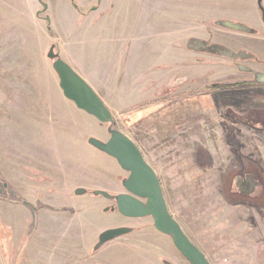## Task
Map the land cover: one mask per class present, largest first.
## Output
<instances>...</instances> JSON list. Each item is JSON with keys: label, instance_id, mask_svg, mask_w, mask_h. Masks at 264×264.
Wrapping results in <instances>:
<instances>
[{"label": "rangeland", "instance_id": "1", "mask_svg": "<svg viewBox=\"0 0 264 264\" xmlns=\"http://www.w3.org/2000/svg\"><path fill=\"white\" fill-rule=\"evenodd\" d=\"M73 1L86 12L98 0ZM137 1L129 21L137 26L129 35L118 32L110 47L96 35L94 21L83 39L73 33L85 29V21L69 0H42L48 10L39 15L52 19L53 35L36 16L41 10L37 0H0V193L5 182L32 204L72 210L64 224L50 220L54 228L43 232L31 225L30 212L0 207V264H145L126 250L111 248L124 245L116 241L97 259L85 258L88 262L63 257L64 248L74 255L79 244L90 252L101 232L114 225L138 224L123 220L121 225L120 216L104 213L115 205L93 195L123 192L117 183L127 177L113 159L87 143L89 138L106 142L110 130L140 149L158 177L169 214L210 264H264V87L229 86L246 76L227 65L223 54L207 53L211 44L253 51L256 42L215 32L222 31L216 22L237 21L227 19L237 13L250 24L263 22V10L258 0ZM261 5L264 9V0ZM135 31L143 34L140 40ZM194 33L199 45L188 41ZM51 46L103 101L111 125L99 124L63 97L47 58ZM255 49L259 58L264 56ZM252 65L264 72V66ZM90 76L104 89L94 88ZM145 80L144 88L133 91L134 82ZM18 144L53 157L49 184L32 182L30 170L19 171ZM36 188L43 194L37 201ZM77 189L86 194L76 196ZM146 238L160 247V255L180 264L171 253V239L157 235L151 220H146Z\"/></svg>", "mask_w": 264, "mask_h": 264}, {"label": "water", "instance_id": "2", "mask_svg": "<svg viewBox=\"0 0 264 264\" xmlns=\"http://www.w3.org/2000/svg\"><path fill=\"white\" fill-rule=\"evenodd\" d=\"M220 25L238 32H251L250 29L242 25L231 24L230 26L229 23ZM53 49V46L49 49L47 58L53 61L52 70L58 79V87L63 97L71 102L77 110L93 118L99 124L111 125L112 115L103 101L58 55L54 54ZM207 49L211 53L223 54L224 48L220 45H211ZM220 86L214 85L213 88ZM87 143L93 149L113 159L119 168L128 174L122 181V187L126 194L114 198L106 192L94 191V196L113 200L115 203L113 210L124 217H150L154 229L169 236L176 250L190 264H210L204 254L187 239L178 223L169 214L158 177L145 162L140 149L133 141L117 130H110L106 142L89 138ZM85 194L86 191L83 189L75 191L76 196ZM128 232L129 230L126 228L105 230L99 235L96 248L124 236Z\"/></svg>", "mask_w": 264, "mask_h": 264}, {"label": "flooded vegetation", "instance_id": "3", "mask_svg": "<svg viewBox=\"0 0 264 264\" xmlns=\"http://www.w3.org/2000/svg\"><path fill=\"white\" fill-rule=\"evenodd\" d=\"M37 1H38L39 5L41 6V10L36 12L37 13L36 16L45 22V24L47 25L48 34L53 35L51 33V31H52L51 30L52 19H50L46 16L41 18L39 15L40 13H45L48 10V6L46 4H44L42 2V0H37ZM102 1L103 0H98L96 6H93V7L91 4H93L94 2L91 3L90 4L91 7L88 6L86 8V12H80L78 5H76L73 0H69V3L71 4L70 8H73V10L76 14H79L80 17L85 18L86 16L90 15L91 13L92 14L98 13L100 10V7L102 5ZM261 3H262V0H258V6L260 9L263 10V15H264V9H263ZM99 14H100V12H99ZM232 23L239 25V22H232ZM263 24H264V19H263ZM243 26L246 27V25H243ZM230 31L238 33V34H242V35H250L249 33L238 32L237 30H230ZM250 33H252V31ZM251 35H253V34H251ZM258 35H259L258 32L254 33V36H258ZM193 40H197V39L196 38H193V39L189 38L188 41H193ZM211 45H213V44H211ZM210 46H208V47H210ZM188 48L191 51L198 52L197 48H194V49L191 47H188ZM48 52H49V50H48ZM53 52H54V54L57 55L55 48L53 49ZM223 58H226L227 65H230V67H234L236 70H239L240 72H242V74H244L246 76V78H244L243 80L238 81L237 83L235 82V84H229V86L230 85L236 86V85H245V84H258V85H261L264 87V72L261 71L260 69H256L257 66H256V68L252 67L253 66L252 64L261 65L258 58L255 57L253 54H251V53H249L243 49H239L236 51H232L229 49H223ZM232 58L236 61L232 60ZM236 58H240L238 62H237ZM240 60H244V61H240ZM51 62L53 64V61H51ZM32 149H34V150H32ZM31 150L33 152H31ZM36 150H39V149L36 147L35 148L31 147V149H26L25 146H22L21 144L17 145V153H18L17 159L19 160V162H18L19 171L22 173L21 169L22 170L24 169L26 172L30 170V172H31V178L30 179L32 182H35L36 184H38V182H43V183L46 182L47 184H49V181H48L49 176H48L47 172H50V170L52 168L51 165H53V163H54V159L49 154L48 151H47V153L45 152V154H40V153H34ZM0 158H2L1 154H0ZM28 161H30V162L28 163ZM29 164H32V165H29ZM0 175L2 176L1 170H0ZM127 176H128V174H127ZM245 178H242V179L245 180ZM124 179H126V178H124ZM123 180H118V183H117V187L122 188L123 192L110 194L111 197L115 198L118 195L126 194L125 190L122 187V181ZM246 183H248V180L246 181ZM46 188H47V190H46V192H47L49 188L48 187H46ZM1 189H2V192L0 193V207L3 208L2 210L6 211L8 209L9 210L8 212H30V214H31L30 216H31V220H32L31 225L35 226L36 228L39 227V225H40V227L42 228V231L46 228L47 229L48 228H52V229L54 228V224L52 226L49 225L50 220H52L53 223H55V224H57L58 222H61V221L64 224L65 223L64 218L67 217V215L70 214V212H72V210H70V209H52V210H49V209L43 208V205H41L39 203H36L37 205L32 204L27 199H25L21 193L20 194L14 193L11 190V188H9L7 186V184L5 182H2ZM42 195L43 194L39 191V189L36 188L35 192L33 193V198H35L37 201V200L41 199ZM107 201H110V200H107ZM110 202L115 205L113 200H111ZM27 204H29V205H27ZM11 205L12 206H19V207L16 209H12ZM21 207L24 209L22 210ZM114 208H115V206H114ZM104 211H105L104 213H106V214L111 213L112 215L120 216V218L122 219L121 225L123 224V220H126V221L129 220V221L137 222L138 224L131 225V226L114 225L110 229L126 228L129 230V232L124 236L118 237V238H116L110 242L105 243L104 245L100 246L99 248H96V246L98 244V241H97V243H95L92 246L90 252L89 251L87 252V250H86L87 248L85 247V244H79L77 246H74L73 247V250L75 249L73 251L74 255L70 250H68L66 253L65 252L66 249L64 248L63 249V257H66L68 260L75 259L74 261L75 262L78 261L77 263H80V261H81L80 259H84L85 262H88L85 260V258H92V260L97 259L98 255H99L98 253L105 246H106V250H107L108 248H110V245H111L110 243L116 241V242H121V244H124L126 246H129L131 248L136 249V250H133V253L136 255V256H134V259L138 260V261H142L145 264H175L174 261H171L170 259H168V257L166 258L163 255H160L159 252L162 251L160 249V247H158L154 241H150L146 238V220H151V228H153V231L157 235L163 236L165 238H170L169 236L163 235L154 229L153 221L150 217H143V218L124 217V216L120 215L116 210H113V208H111V210L109 209V211H111V212H108V209H105ZM44 212H55V213H53L54 215H47V214H44ZM73 213H74V215L76 213H78L80 215L82 212H73ZM79 215H77V216H79ZM29 219L30 218H28L26 220L27 223L30 222ZM148 228H150V226ZM57 230H59V229H57ZM43 232H46V231H43ZM128 236L132 237V238L131 239L128 238L126 241H123V240L119 241L120 238L128 237ZM30 237H31V235L29 234L27 237V240L25 241V243L23 245L25 247V250L27 248V245H28L27 242H28V239ZM98 239H99V236H98ZM187 239L194 246H196L188 237H187ZM9 242H10V240L6 243L9 244ZM171 243H172V240H171ZM113 246H114V244L111 245V248ZM155 248L158 249V251L155 250ZM172 249H173V252H171V253H173V254L176 253V255H177V256H174V259H175V257L178 258L180 261V264H182V263L183 264H190L176 250L173 243H172ZM163 253H164V251H163ZM23 254L24 253H21V255L19 256V258H18L19 262L22 259ZM13 257H14V255L12 252V248L10 247L9 252H8V259H10V261L12 262Z\"/></svg>", "mask_w": 264, "mask_h": 264}, {"label": "crops", "instance_id": "4", "mask_svg": "<svg viewBox=\"0 0 264 264\" xmlns=\"http://www.w3.org/2000/svg\"><path fill=\"white\" fill-rule=\"evenodd\" d=\"M135 4H140V3L137 0H103L102 5H101L100 10H99L100 14H99V12L93 13V14L91 13L90 15L83 18L82 21L83 20L85 21V24H84L85 29L80 27L79 30L78 29H77V31L74 30L73 33L74 34L78 33L79 37H81L83 35L82 36V39H83L85 37V35L90 34V32H89V27L91 26L90 23L93 24V21H94L95 24H97L96 26H94L96 31H97L96 35H99L101 38H104V40L106 39V43H108L110 47H114L116 45V42H117L116 41V38H117L116 34L118 32L122 33L120 36H125V34L129 31V33H128V35H129L130 32H132V29L137 26V24L129 25V21H130L131 15H132L130 13V9L133 10ZM227 19L228 20H237V21H224V22L217 21L216 25L219 29L222 28V31H218V30H216V31L214 30V31L217 33H221L223 35H228V36H232V37H236V38H245V39H249L253 42H256V45L254 46L253 51H250V50H245V51H247V52L253 54L255 57H257L258 60L260 61L261 66H264V56H261V58H259L260 54L255 49V48H260L262 51H264V24L262 22L261 17L258 18V19H261L260 21L258 20V23L254 22L253 24H250L248 22L249 21L248 19L243 18L238 13H237V15H234L233 17L227 18ZM73 21H74V24H76V21H77L76 17L74 18ZM232 22H239V25H242V26L246 25V28L250 29L252 31V33H249L250 35H242V34L232 32V31H230L232 29H226L220 25L221 23H229L231 26V24H233ZM233 25H237V24H233ZM91 27H93V26H91ZM135 30H137V29H135ZM71 31H72V29H71ZM255 32H258L259 35L254 36ZM135 33L139 34L136 36L137 39L140 40L141 37H143L142 33H139L137 31L133 32V34H135ZM251 34H253V35H251ZM194 35H195V33L190 35L188 38H196V39L199 38V37L194 36ZM188 38H186V39H188ZM119 39H124V38L120 37ZM215 45H220L224 49H229L232 51L242 49L240 47H235V46L231 47L230 45H225V44L224 45L223 44L222 45L221 44H215ZM121 51H123V53L127 55L129 49L127 47H123ZM172 53H174V54L177 53V55H179L180 57L182 56V54H181L182 52L181 53L172 52ZM180 57H179V59H180ZM65 63L68 64L67 62H65ZM166 63L167 62H165L163 64H166ZM158 65L162 66V64H158ZM144 74L142 76H144ZM88 79L94 88H97L100 90L104 89V87L102 85H100L98 80L96 78H94L93 76H90V78H88ZM145 86H146V80L143 81L142 84L134 82L132 89L134 91L137 88H144ZM112 248L123 249L124 251L125 250L128 251L131 256H133V257L136 256L133 253V250H136V249L131 248L129 246L114 244V246ZM130 255H129V257H130Z\"/></svg>", "mask_w": 264, "mask_h": 264}, {"label": "trees", "instance_id": "5", "mask_svg": "<svg viewBox=\"0 0 264 264\" xmlns=\"http://www.w3.org/2000/svg\"><path fill=\"white\" fill-rule=\"evenodd\" d=\"M194 42H197V43H199L198 41H196V40H194ZM211 53L210 51H208V49H207V53ZM223 56V55H222ZM230 86H233V85H230ZM219 88V87H218Z\"/></svg>", "mask_w": 264, "mask_h": 264}]
</instances>
